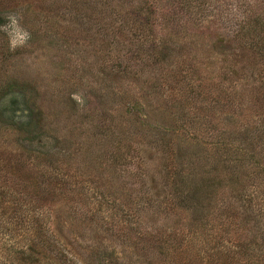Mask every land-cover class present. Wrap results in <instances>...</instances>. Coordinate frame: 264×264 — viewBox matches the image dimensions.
<instances>
[{
    "label": "rangeland",
    "instance_id": "1",
    "mask_svg": "<svg viewBox=\"0 0 264 264\" xmlns=\"http://www.w3.org/2000/svg\"><path fill=\"white\" fill-rule=\"evenodd\" d=\"M259 39L264 0H0V184L31 192L42 171L67 183L62 197L38 199L69 252L61 264L92 263L99 244L119 264H172L171 251L145 261L119 236L185 234L161 201L165 157L186 146L212 158L199 170L224 159L232 179L212 185L210 245L238 246L243 260L224 264H264V46L245 45ZM203 126L198 145L162 144L171 129L192 137Z\"/></svg>",
    "mask_w": 264,
    "mask_h": 264
},
{
    "label": "trees",
    "instance_id": "2",
    "mask_svg": "<svg viewBox=\"0 0 264 264\" xmlns=\"http://www.w3.org/2000/svg\"><path fill=\"white\" fill-rule=\"evenodd\" d=\"M254 23L259 25L260 22L254 20ZM252 41L245 43L250 49L256 47V50L257 48L261 50V46H264V39ZM255 80L258 81L257 79ZM248 85L252 90V80ZM246 91L248 93L247 89ZM203 128L207 132L203 133ZM187 129L189 127L184 126L180 130L185 131ZM208 132V128L203 126L198 131V135L192 133V137H190L184 133H180L178 136V133L171 129V133L166 136H171L172 139L162 140V144L168 146L173 139H177L184 144L183 141L189 139L191 140L190 144L193 142L198 145L201 139L196 138L198 136L202 137L201 134H208ZM203 138L205 139L206 137ZM228 144L232 146L231 143ZM172 146L173 144H171ZM252 146H254L253 141L240 150L238 147L233 146L236 152L235 156L238 155V150L243 155L247 152L251 153L253 151ZM178 151L181 153H178ZM187 151L192 152L188 146L185 148L180 147L177 149V154H175L176 158L173 157V153L165 157L167 162L166 169H169V171H166V183L164 185L168 186V191L170 190L168 194L170 195H167V198L161 201L162 206H164L163 210L178 211L181 214L178 222L184 224L179 225L186 228L185 234H180L183 236H179L174 241L173 239L163 238L157 229L152 227L150 229L146 227H141L140 229L131 227L119 236L122 241L121 246L123 247L124 242H126L125 247L136 255H140V250H145L147 257L144 260L148 259L149 262H157L160 255H163L164 250H168L173 254L170 260L172 264L174 262L172 259L177 255L179 259L177 264H224L226 257L239 263L243 259L239 257L241 252L238 246L225 247L218 244L219 246L217 247L210 245L212 239H210V233L206 229L209 222V214L206 209L208 208L211 193L214 190L212 185H216L214 182L217 180L225 181L227 179L228 168L223 171L224 166H222L226 161L224 159H216L213 168L209 170L201 168L199 170L197 166L202 163L203 159L207 161L212 159L207 150H204L207 157L204 154L201 157L195 152L188 154ZM241 160L235 158L232 162H240ZM218 165L221 168H218ZM227 180L231 181L232 179L229 178ZM66 184L58 179L57 176L49 175L47 171H42L40 175H36V181L29 186L31 187V192L22 188L21 183L17 188H15V184L11 187L6 184H0V254L3 256L4 264H39L42 261L46 262V264H61L68 259L69 252L66 251V248L60 246L62 244L61 240L49 228L50 219L44 216V212L41 211L43 205H40L38 201L39 197L45 195L57 196V198L62 197L63 194L69 191ZM233 184L236 186L237 183L234 181ZM216 191H221L225 194L223 187L218 188ZM237 196L238 194L234 198L237 199ZM149 201L155 200L148 199L146 203L148 208H157L156 203ZM83 207L84 205L77 204L74 205L73 210L78 212ZM92 210H88V212L90 213ZM175 235L173 234L172 236L175 238ZM122 237L125 238L124 242ZM109 239L113 240L112 238ZM140 245H143L144 249H139ZM156 249L161 250V253H157L158 257L156 256ZM230 254L231 256H228ZM116 255L117 253L112 247L99 244L95 250L90 251L88 259L92 263L88 262V264H119V258ZM165 256H169V253Z\"/></svg>",
    "mask_w": 264,
    "mask_h": 264
},
{
    "label": "clouds",
    "instance_id": "3",
    "mask_svg": "<svg viewBox=\"0 0 264 264\" xmlns=\"http://www.w3.org/2000/svg\"><path fill=\"white\" fill-rule=\"evenodd\" d=\"M10 22L13 26L15 27H19L18 24H17V21L15 19V17H10ZM21 31L23 32V30L21 29ZM25 37L28 36V34L26 32L23 33ZM14 39V37L12 35H10V44L13 48H15L16 46H18V43H12V40Z\"/></svg>",
    "mask_w": 264,
    "mask_h": 264
}]
</instances>
